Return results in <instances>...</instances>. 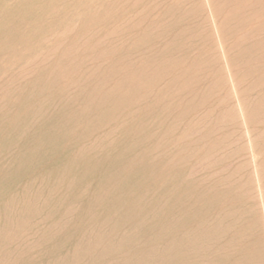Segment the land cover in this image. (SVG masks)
Listing matches in <instances>:
<instances>
[{"label":"bare ground","instance_id":"bare-ground-1","mask_svg":"<svg viewBox=\"0 0 264 264\" xmlns=\"http://www.w3.org/2000/svg\"><path fill=\"white\" fill-rule=\"evenodd\" d=\"M101 16L105 25L94 17L78 40L99 37L105 61L78 59L82 41H66L72 27L9 80L42 70L35 120L50 113L48 91L69 95L54 112L61 129L72 125L61 175L96 192L88 208L44 211L39 218L57 219L37 231L0 225V264H76L86 249L104 253L106 241L83 234L78 218H107L117 203L126 218L169 227L173 264L179 253L181 264H264V0H111ZM80 93L86 103L77 106Z\"/></svg>","mask_w":264,"mask_h":264},{"label":"rangeland","instance_id":"rangeland-1","mask_svg":"<svg viewBox=\"0 0 264 264\" xmlns=\"http://www.w3.org/2000/svg\"><path fill=\"white\" fill-rule=\"evenodd\" d=\"M110 2L111 0H0V200L7 198L4 201L6 205L0 202V211H2L0 212L2 215L0 225L5 226L7 232L17 235L25 230L37 231L46 222L57 219L39 218V216L43 217L44 211L54 217L62 213L61 211L73 202L88 208V194L94 195L96 192L92 182L84 186H74L61 175L66 155L71 148V137L68 132L72 125L68 126L66 131H64L66 128L61 129L58 126L59 118L54 116V112L59 111L57 105H60V101L69 98V95L58 90L57 86L48 91V104L45 107L50 110V113L42 119L35 120L31 118V112L41 104L40 97L36 93L38 90L35 88L39 86L38 77L42 70L39 69V73L11 85L9 80L19 73L29 61L48 51L56 41L64 38L63 34L66 30L75 27V35L65 39L68 43L74 39V36L78 40L81 34L86 35L93 18L101 20L103 18L101 14L105 12V7ZM103 20L101 26L105 25V18ZM80 40L82 44L78 59L81 62L87 57L95 61H105V52L95 45L99 37L89 34ZM98 65L84 72L89 76L95 75L98 70L103 69L98 68ZM44 72L48 73L49 70H44ZM66 83V78L62 77L59 82L60 88ZM76 102L81 103L77 106L86 103L85 94L80 93ZM28 113L30 116L27 117ZM53 125L57 126L54 128ZM79 125L83 128L82 123ZM39 137L44 138L41 140ZM24 198L29 199L28 203L24 202L26 201ZM15 210H18L24 218H11ZM126 211L122 204L117 203L116 210L107 218L104 216L100 218L97 213L99 218H78L80 221L78 227L84 223L83 234L101 235L107 245H104V253H99V248L91 251L86 249L84 254H78L76 264H173L170 246L167 242L171 233L169 227L166 225L156 227L155 218H126ZM15 221L17 223H13ZM177 255L176 264H181L186 255L181 253Z\"/></svg>","mask_w":264,"mask_h":264}]
</instances>
